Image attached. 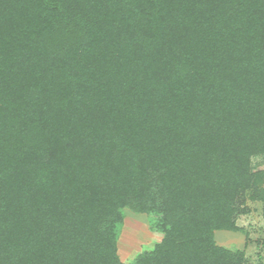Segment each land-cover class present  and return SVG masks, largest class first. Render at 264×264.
Wrapping results in <instances>:
<instances>
[{"label":"trees","instance_id":"obj_1","mask_svg":"<svg viewBox=\"0 0 264 264\" xmlns=\"http://www.w3.org/2000/svg\"><path fill=\"white\" fill-rule=\"evenodd\" d=\"M261 154L264 0H0V264H244Z\"/></svg>","mask_w":264,"mask_h":264},{"label":"rangeland","instance_id":"obj_2","mask_svg":"<svg viewBox=\"0 0 264 264\" xmlns=\"http://www.w3.org/2000/svg\"><path fill=\"white\" fill-rule=\"evenodd\" d=\"M251 169L254 185L246 194L247 212L237 220L242 229L217 230L214 235L219 245L245 250L244 264H264V154L252 158ZM123 213L124 220L117 227L118 254L124 263H130L139 253L153 251L163 233L153 225L155 215L136 213L128 207Z\"/></svg>","mask_w":264,"mask_h":264}]
</instances>
